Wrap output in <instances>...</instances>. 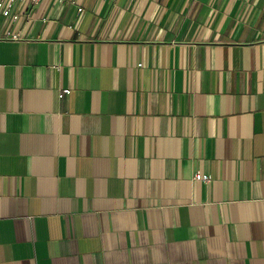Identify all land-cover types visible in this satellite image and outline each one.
Returning <instances> with one entry per match:
<instances>
[{
    "label": "crops",
    "instance_id": "0c3cea01",
    "mask_svg": "<svg viewBox=\"0 0 264 264\" xmlns=\"http://www.w3.org/2000/svg\"><path fill=\"white\" fill-rule=\"evenodd\" d=\"M14 14L0 11V264H264V0Z\"/></svg>",
    "mask_w": 264,
    "mask_h": 264
},
{
    "label": "built area",
    "instance_id": "2783aa9c",
    "mask_svg": "<svg viewBox=\"0 0 264 264\" xmlns=\"http://www.w3.org/2000/svg\"><path fill=\"white\" fill-rule=\"evenodd\" d=\"M21 1H25V0H0V11H4L5 13L10 14L11 20L14 22L18 19V15L14 14V9L17 3ZM27 1H29L31 4H37L41 0H27ZM72 4H78V0H72ZM78 11L81 12L82 9L79 8ZM7 34H9V32ZM12 37L16 38V36H12ZM70 93H71L70 89H64L59 93L58 97L63 98L65 96H68ZM196 178L201 179L202 181L209 180V177L207 175H196Z\"/></svg>",
    "mask_w": 264,
    "mask_h": 264
}]
</instances>
